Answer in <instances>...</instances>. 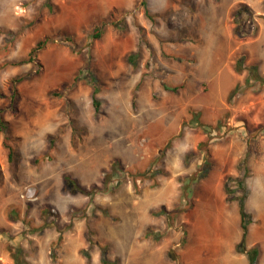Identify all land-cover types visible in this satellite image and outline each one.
Here are the masks:
<instances>
[{"label": "rangeland", "instance_id": "rangeland-1", "mask_svg": "<svg viewBox=\"0 0 264 264\" xmlns=\"http://www.w3.org/2000/svg\"><path fill=\"white\" fill-rule=\"evenodd\" d=\"M263 16L264 0H0V264L18 248L23 264H264V87L231 97L242 57L264 76Z\"/></svg>", "mask_w": 264, "mask_h": 264}, {"label": "trees", "instance_id": "trees-1", "mask_svg": "<svg viewBox=\"0 0 264 264\" xmlns=\"http://www.w3.org/2000/svg\"><path fill=\"white\" fill-rule=\"evenodd\" d=\"M245 12H247V8H246V6H243L242 8L237 10V12L235 13V16H234V23L236 24L235 33H236L237 37H239V38H244L241 34V29H242L241 27H242V23L244 21H246L247 19L243 18V20H242L241 16ZM146 13L148 14V11H146ZM96 32L97 33L95 34V37H96V39H99L101 37V33H99L98 31H96ZM45 45H46V41H40L37 44V46L30 51L27 59L23 60V63L32 62V60L39 54V52L45 47ZM236 71L238 73H244L247 71L248 75H247V78H246L243 85L238 84L235 87V89L232 92L231 97H234L238 93L247 91L248 89H251L256 85L264 87V76H262L260 74L258 66H256V65L246 66L244 64V58L243 57L237 61ZM21 82H22V79L20 78L18 80H15L13 83L15 86L13 87V90H12V96L15 99L19 96L16 84L21 83ZM0 97H2V94H0ZM95 102H96V100H95ZM6 129H7L6 122H5L4 118L2 117V115L0 114V130L5 131ZM11 156H12V152L10 154V158H11ZM207 159L208 160H207L206 164H207V166H210L209 158H207ZM107 184L108 183H105V185H107ZM243 185H244V181H240L239 182V188H241ZM65 189L70 194H82V195H85L88 197L94 196L97 193V191H99L97 187H94L93 189H87V188L80 186L79 183L77 181H75L74 179H72L70 176L65 177ZM245 201H246V196L241 198L239 201V213H240V220H241V229L243 232L242 242L239 244V247H238L239 251H240V249L245 250V242H246V239H247L248 234H249V225H250L249 219L251 216L246 212ZM58 241H59V243H61L63 241V234L60 235ZM22 253L23 252H22L21 248H18L13 253V258L15 260V264H23ZM247 256H248L249 264H257L258 251L256 249L249 251L247 253ZM53 259H54V261H56V256H53Z\"/></svg>", "mask_w": 264, "mask_h": 264}]
</instances>
